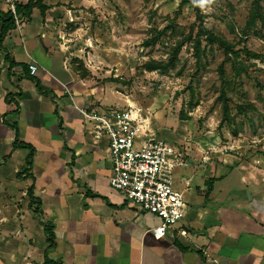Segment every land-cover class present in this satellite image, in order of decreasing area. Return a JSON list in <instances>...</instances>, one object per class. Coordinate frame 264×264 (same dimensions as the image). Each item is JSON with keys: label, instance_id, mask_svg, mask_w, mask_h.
I'll list each match as a JSON object with an SVG mask.
<instances>
[{"label": "crops", "instance_id": "1", "mask_svg": "<svg viewBox=\"0 0 264 264\" xmlns=\"http://www.w3.org/2000/svg\"><path fill=\"white\" fill-rule=\"evenodd\" d=\"M27 1L0 0V13ZM46 4L51 8L45 17L35 9L30 20L18 18L0 51V264H45V258L54 264H264V185H257L263 171L256 160L224 154L225 147L210 150L219 144L206 138L177 135L186 169L196 175L195 166L205 164L208 179L221 180L208 196L206 185L196 186L192 204L185 203L180 221L159 240L150 231L160 220L110 187L108 141L92 138L79 111L113 109L117 101L72 71L61 42L63 7ZM5 55L19 66L10 68ZM31 64L38 68L34 76ZM12 125L20 142L34 150V182L17 177L28 150H13ZM233 172L255 185H216ZM186 179L191 182L185 174L174 177L183 197L191 190ZM32 184L40 216L29 207ZM43 223L54 226L53 247L48 248Z\"/></svg>", "mask_w": 264, "mask_h": 264}, {"label": "rangeland", "instance_id": "2", "mask_svg": "<svg viewBox=\"0 0 264 264\" xmlns=\"http://www.w3.org/2000/svg\"><path fill=\"white\" fill-rule=\"evenodd\" d=\"M182 1L50 0L63 7L61 42L71 69L75 60L81 61L89 73L82 80L102 87L116 100L113 109L137 105L143 117L151 118L150 129L157 138L173 146L178 145L177 135L206 138L225 147L224 154L256 160L263 171L257 185H264V23L250 24L255 0H188L183 6ZM259 1L264 13V0ZM201 28L224 38L238 56L227 58L202 37L196 62L194 40ZM178 45L182 47L177 62L167 74L146 70L152 61H166ZM245 50L259 58L249 59ZM220 66L225 86L219 79ZM238 69L244 71L240 76ZM222 92L232 121L220 127ZM195 167L196 175L186 168L173 175L191 177L190 195L184 196L188 204L196 197V186L212 177L205 164ZM241 174L233 172L216 185H255Z\"/></svg>", "mask_w": 264, "mask_h": 264}, {"label": "built area", "instance_id": "3", "mask_svg": "<svg viewBox=\"0 0 264 264\" xmlns=\"http://www.w3.org/2000/svg\"><path fill=\"white\" fill-rule=\"evenodd\" d=\"M15 24L19 25L15 8L10 5ZM36 64L29 66L30 75L37 72ZM80 115L90 126L95 141L106 138L108 159L112 170L109 185L141 211L160 220L151 229L157 240L167 236L169 228L180 221L185 202L183 194L174 188V173L186 168L189 162L184 151L156 138L150 129L149 117L142 116V109L127 104L125 110H80ZM210 150H221L219 147ZM205 152L204 161L209 160ZM189 180L183 181L189 185ZM181 236L186 235L180 230Z\"/></svg>", "mask_w": 264, "mask_h": 264}, {"label": "trees", "instance_id": "4", "mask_svg": "<svg viewBox=\"0 0 264 264\" xmlns=\"http://www.w3.org/2000/svg\"><path fill=\"white\" fill-rule=\"evenodd\" d=\"M47 1L48 0H28L26 3H15L14 4L15 13L18 16V18H20V19L30 20L33 11L35 9H37L39 11V14L42 17H45L46 12L51 8V5L46 4ZM188 2H189L188 0H183L182 6ZM259 4H260L259 0H255L253 3V8L251 10L250 24H253L256 21L257 22L260 21V22L264 23V13L262 12ZM196 10H197V7H196ZM0 21L2 24L1 30H0V51H2L3 50L2 43L5 39V37L8 35V33L10 31L16 29V24L14 21V17L10 11H8L7 13H0ZM202 37L205 38V42H207L208 46H218L220 49H222L227 58H228L229 54L234 55L236 57L238 56V53H235L233 51L231 45L224 38H222L218 35H215L211 31H208L206 29L201 28L199 30L198 36L194 40V56L196 57V62L199 61V52H200V46H201L200 45V38H202ZM154 43H155V41H152L151 43L148 44V46H151ZM181 47H182V45H178L176 47V49L173 51V53L170 54L168 56V59L164 62H153V61L150 62L149 64H147L145 66L146 70L148 72H159L162 75L167 74L170 70H172L175 67V64L177 62V57H178V54L181 50ZM244 53L246 54V56L249 59H258L259 58L258 55L253 54L247 50H245ZM5 60L7 62H9V57L7 55H5ZM75 63H76V66L72 69V71L75 72L81 79H84L85 76H87L89 74L87 69H85L83 67V64L81 63V61L75 60ZM14 66H19V65H15V64L9 62L10 68L14 67ZM20 67L23 70L26 69V66H24V65H20ZM196 72H197V70H196ZM218 72H219V79H220L221 83L224 84V86H225L226 79H225L223 67L220 66ZM235 72H236L237 76H240V74L244 71H243V69H240V70L238 69ZM36 87L39 89L38 84L36 85ZM220 97L224 101V103L222 104L223 119L220 123V127H221V126H223L224 123H231L232 118L230 117V114H229V109H228V106L226 104L224 92H222V95ZM239 110H240V113L242 115H244L246 112V110L244 108H241V107L239 108ZM11 128L14 130V142L12 145L13 150L18 149V148H24V149L28 150V155L26 157V162H25L26 168L21 173L17 174V177L18 178H30L34 182V178L30 173L32 170L34 150L32 149L31 146L20 142L19 133H18V129H17L16 125H12ZM72 162H73V160H72ZM72 162L69 164V167L72 166ZM220 180H221V178H218V179L211 178V179H208L207 181H205L204 185H206L207 196H208L209 192H211V190H212V185H214V183L216 181H220ZM33 192H34V185L32 184V186L27 191V197L30 199L29 207L33 209L34 214H37L40 216L42 214L41 201L33 196ZM43 231H44V235L46 238V243L48 244V248L53 247L55 244L53 224L52 223H43ZM174 244L176 245V247H178L179 250L185 251L184 248L180 244H178L176 241H174ZM45 264H54V263L45 258Z\"/></svg>", "mask_w": 264, "mask_h": 264}]
</instances>
